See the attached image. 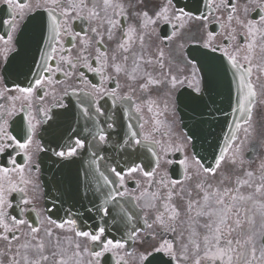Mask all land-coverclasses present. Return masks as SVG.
<instances>
[{"label":"snow or ice","instance_id":"obj_1","mask_svg":"<svg viewBox=\"0 0 264 264\" xmlns=\"http://www.w3.org/2000/svg\"><path fill=\"white\" fill-rule=\"evenodd\" d=\"M254 134L264 0H0V264H264Z\"/></svg>","mask_w":264,"mask_h":264},{"label":"water","instance_id":"obj_2","mask_svg":"<svg viewBox=\"0 0 264 264\" xmlns=\"http://www.w3.org/2000/svg\"><path fill=\"white\" fill-rule=\"evenodd\" d=\"M218 105H222L223 106L224 114L216 113V122L213 124V132L216 135H223L224 133H226L228 131V128L225 125V121H227L228 123H231L232 117H231L230 109L228 108V102H227L226 99L218 98ZM185 122H187V121H185ZM222 125H223V128L221 127ZM209 139H211V137H209ZM197 151H200L199 146L197 148ZM77 167H78V165H73L71 170H66L65 176L68 179L74 181ZM51 175H52V173L44 171V174L41 176V180H42V183L44 185L45 193H48V192L51 191V194L55 195L56 193L54 191H52L53 186L49 182Z\"/></svg>","mask_w":264,"mask_h":264},{"label":"flooded vegetation","instance_id":"obj_3","mask_svg":"<svg viewBox=\"0 0 264 264\" xmlns=\"http://www.w3.org/2000/svg\"><path fill=\"white\" fill-rule=\"evenodd\" d=\"M167 51V50H166ZM259 132V129H257V133ZM255 135L253 137L249 138V143L245 145V153L247 157L256 158L257 155L260 156V158H264V146H258L255 148L253 152H249V149L253 148V145L255 144ZM257 163H259V159L257 158Z\"/></svg>","mask_w":264,"mask_h":264}]
</instances>
